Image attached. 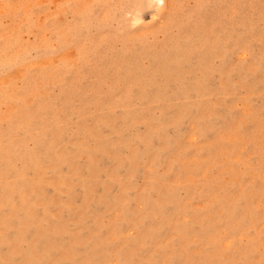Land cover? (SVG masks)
<instances>
[{"label": "rangeland", "instance_id": "obj_1", "mask_svg": "<svg viewBox=\"0 0 264 264\" xmlns=\"http://www.w3.org/2000/svg\"><path fill=\"white\" fill-rule=\"evenodd\" d=\"M0 264H264V0H0Z\"/></svg>", "mask_w": 264, "mask_h": 264}]
</instances>
